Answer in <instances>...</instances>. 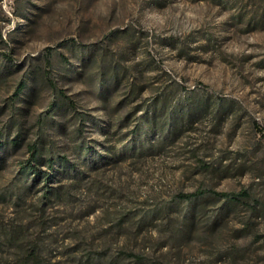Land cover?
Listing matches in <instances>:
<instances>
[{"label": "rangeland", "instance_id": "1", "mask_svg": "<svg viewBox=\"0 0 264 264\" xmlns=\"http://www.w3.org/2000/svg\"><path fill=\"white\" fill-rule=\"evenodd\" d=\"M32 144L64 164L17 200ZM201 188L251 199L172 208ZM12 232L0 264H264V0H0Z\"/></svg>", "mask_w": 264, "mask_h": 264}, {"label": "trees", "instance_id": "2", "mask_svg": "<svg viewBox=\"0 0 264 264\" xmlns=\"http://www.w3.org/2000/svg\"><path fill=\"white\" fill-rule=\"evenodd\" d=\"M25 87V84H21L19 87V91H22ZM202 90L206 92H210L206 86H201ZM211 93V92H210ZM29 158L24 162L22 169L19 173V180L22 183V186L17 187L19 189L18 194L16 196L17 200L23 199V197L33 188L35 183V179L30 180V174H35L36 179L39 177H43L45 181L50 180L51 176L55 173V168L57 165H63V161L61 160L62 157L56 155H50V157H43L41 154V147L38 144L29 145ZM42 166H47L49 171L44 173L41 171ZM49 185L46 184L42 187L41 191H43V198L47 201L53 202L55 198L59 197V192L54 190V188L49 189ZM13 192H4L3 199L12 198ZM204 198H214L220 201H223L226 204L231 205H240L246 202L247 200L251 199L250 190L242 189L240 191H230V192H222L216 191L213 189H197L195 192L192 193H180L174 197L173 207H176L179 203H193L199 201ZM255 202V201H254ZM255 204H258L255 202ZM163 212V208L159 207L158 209L152 211L150 213V218H156V216L161 215ZM18 233L12 232L5 234V238L2 242H0V252H4V248L11 247L17 250H21V248L17 245L18 242ZM38 256L36 252L29 251L28 254L24 256V259L20 262V264H39L38 263Z\"/></svg>", "mask_w": 264, "mask_h": 264}]
</instances>
